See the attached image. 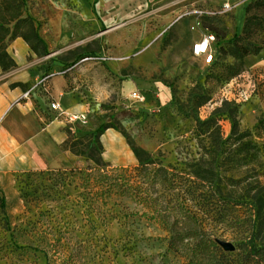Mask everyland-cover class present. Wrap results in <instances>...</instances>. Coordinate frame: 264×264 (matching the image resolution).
Segmentation results:
<instances>
[{
	"label": "rangeland",
	"instance_id": "374dc122",
	"mask_svg": "<svg viewBox=\"0 0 264 264\" xmlns=\"http://www.w3.org/2000/svg\"><path fill=\"white\" fill-rule=\"evenodd\" d=\"M22 1L48 51L27 62L104 98L66 124L70 168L0 171V264H264L246 250L264 203V0ZM10 5L0 52L18 39ZM210 35L207 64L193 48ZM235 37L262 51L240 60ZM212 117L221 132H198ZM102 127L140 157L109 165Z\"/></svg>",
	"mask_w": 264,
	"mask_h": 264
},
{
	"label": "crops",
	"instance_id": "0c3cea01",
	"mask_svg": "<svg viewBox=\"0 0 264 264\" xmlns=\"http://www.w3.org/2000/svg\"><path fill=\"white\" fill-rule=\"evenodd\" d=\"M10 54L17 67L5 72L0 66V171L70 168L73 163L62 149L69 139L66 122L59 111L51 109V102H58L62 111L81 114L97 108L104 97L78 84L74 74L54 71L42 85L47 70H39L35 60L27 62L28 56L36 54L22 38L12 44ZM100 140L109 165L135 162V153L120 131L109 128Z\"/></svg>",
	"mask_w": 264,
	"mask_h": 264
},
{
	"label": "trees",
	"instance_id": "16d2710c",
	"mask_svg": "<svg viewBox=\"0 0 264 264\" xmlns=\"http://www.w3.org/2000/svg\"><path fill=\"white\" fill-rule=\"evenodd\" d=\"M14 10L15 14L13 15V18L16 20V29L13 34V38H22L25 40L31 50L39 55V56H45L48 55V51L46 48L45 42L40 38L35 24L33 20L29 17H24L21 14V11L23 10L24 3L22 0H11L10 5ZM22 25L27 27L26 31H21ZM243 39L241 37H235L232 41L229 43H225V47L233 45V51L234 55L237 56L240 60H244L246 55L248 54H255L258 55L262 51V46L253 45L251 43H242ZM224 46L222 47V50L224 49ZM0 66L3 69V71L7 72L11 69H14L17 67V64L10 53H8L7 49L4 48L0 52ZM238 71L235 70L233 73V76H237ZM16 86V84L14 85ZM235 109H229V113L234 121V129L238 128L239 121L235 113ZM111 127H102L101 129V135ZM213 130L212 132H221V125L219 124V119L216 117H212L206 121H199L197 122V131L202 132L206 131L209 132ZM66 132L68 136L74 135L72 131L67 128ZM124 135V134H123ZM70 140L68 139L63 145L62 149L67 153V146L70 145ZM133 152L137 157H140L141 149L135 146H132ZM261 204L258 206V215L256 220L254 221V229L255 234H253L252 238L250 239V242L247 245V252L249 253V256L253 257L256 256L259 258V260L264 262V203L260 201ZM213 245H216L215 242L212 243ZM253 244V245H252ZM254 258V257H253Z\"/></svg>",
	"mask_w": 264,
	"mask_h": 264
},
{
	"label": "built area",
	"instance_id": "2783aa9c",
	"mask_svg": "<svg viewBox=\"0 0 264 264\" xmlns=\"http://www.w3.org/2000/svg\"><path fill=\"white\" fill-rule=\"evenodd\" d=\"M214 36L210 35L207 36L203 41L198 42L194 45L193 52L197 56H203L207 64H212L215 60L214 50L212 49V42L214 41ZM71 68L64 69L60 72V74H67ZM52 75H45L41 81L42 85H45ZM29 93H26L25 97H27ZM129 98L133 102L144 103L147 101V95L142 91H132L129 95ZM51 109L54 111H59L60 116H63L64 121L66 124H76L77 122H81L86 124L89 120L90 110H87L85 113H69L62 111L61 106L58 102L54 101L51 102ZM70 130L75 133L73 127H70Z\"/></svg>",
	"mask_w": 264,
	"mask_h": 264
},
{
	"label": "water",
	"instance_id": "95a60500",
	"mask_svg": "<svg viewBox=\"0 0 264 264\" xmlns=\"http://www.w3.org/2000/svg\"><path fill=\"white\" fill-rule=\"evenodd\" d=\"M221 245L227 250H234L235 246L228 242H221Z\"/></svg>",
	"mask_w": 264,
	"mask_h": 264
}]
</instances>
